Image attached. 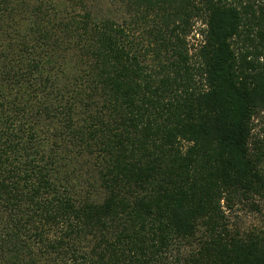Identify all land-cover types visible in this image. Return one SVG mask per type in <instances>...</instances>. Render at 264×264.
<instances>
[{
	"label": "trees",
	"instance_id": "16d2710c",
	"mask_svg": "<svg viewBox=\"0 0 264 264\" xmlns=\"http://www.w3.org/2000/svg\"><path fill=\"white\" fill-rule=\"evenodd\" d=\"M245 205L264 0H0V264H264Z\"/></svg>",
	"mask_w": 264,
	"mask_h": 264
},
{
	"label": "rangeland",
	"instance_id": "374dc122",
	"mask_svg": "<svg viewBox=\"0 0 264 264\" xmlns=\"http://www.w3.org/2000/svg\"><path fill=\"white\" fill-rule=\"evenodd\" d=\"M193 41V39H192ZM258 212L248 205L235 208L232 212H227L229 227L237 229L241 233H246L253 229L264 227V208L260 205Z\"/></svg>",
	"mask_w": 264,
	"mask_h": 264
}]
</instances>
